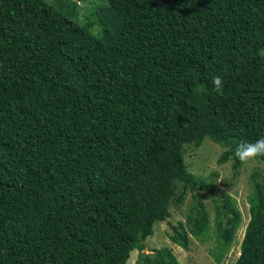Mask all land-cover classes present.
I'll return each mask as SVG.
<instances>
[{
	"label": "trees",
	"instance_id": "obj_1",
	"mask_svg": "<svg viewBox=\"0 0 264 264\" xmlns=\"http://www.w3.org/2000/svg\"><path fill=\"white\" fill-rule=\"evenodd\" d=\"M81 1L0 0V264H125L134 249L135 264H180L143 249L188 193L167 238L207 235L208 196L227 248L241 213L184 145L208 138L237 170L235 146L264 139V0H103L80 19ZM250 183L234 264H264V184Z\"/></svg>",
	"mask_w": 264,
	"mask_h": 264
},
{
	"label": "rangeland",
	"instance_id": "obj_2",
	"mask_svg": "<svg viewBox=\"0 0 264 264\" xmlns=\"http://www.w3.org/2000/svg\"><path fill=\"white\" fill-rule=\"evenodd\" d=\"M105 5L103 0H87L78 3L79 18L82 19L89 15L95 7ZM100 25L91 27L92 31L99 29ZM225 147L219 145L208 138H205L201 145L194 146L191 144L184 145V161L187 169L197 178H203L205 181L215 179L217 190L229 193L233 203L241 213L240 224L236 229L231 245L227 248L220 245L215 237V225L213 221V202L208 196H199L201 198L209 217L210 230L207 235L201 237L190 236V247L184 250L167 238L170 232L169 224H175L178 220H184L185 214L191 203L192 196L188 193L181 206H170V217L168 221L156 222L153 225V233L145 241L144 253H151L154 248L162 246L169 247L180 264H234L240 254V243L244 234L246 224L249 219L248 197L251 192V175H255L257 180L264 184V163L253 159L247 163H240L237 170L232 167V161L227 160L222 164L217 163L220 154ZM214 176H210L212 173ZM139 257V252L134 249L130 252L129 258L125 264H135Z\"/></svg>",
	"mask_w": 264,
	"mask_h": 264
},
{
	"label": "clouds",
	"instance_id": "obj_3",
	"mask_svg": "<svg viewBox=\"0 0 264 264\" xmlns=\"http://www.w3.org/2000/svg\"><path fill=\"white\" fill-rule=\"evenodd\" d=\"M213 86L217 93L222 92L223 80L220 76L213 78ZM234 156L241 162L247 163L257 157H264V139L255 142L242 141L235 146Z\"/></svg>",
	"mask_w": 264,
	"mask_h": 264
}]
</instances>
